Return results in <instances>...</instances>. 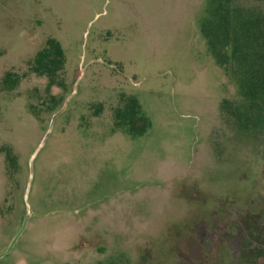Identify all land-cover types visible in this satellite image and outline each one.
I'll return each instance as SVG.
<instances>
[{
	"label": "rangeland",
	"instance_id": "1",
	"mask_svg": "<svg viewBox=\"0 0 264 264\" xmlns=\"http://www.w3.org/2000/svg\"><path fill=\"white\" fill-rule=\"evenodd\" d=\"M219 1L264 14L0 0V254L29 214L0 264H264V127L249 109L236 121L238 83L201 34ZM49 39L64 65L47 87L30 64ZM127 97L140 135L114 126Z\"/></svg>",
	"mask_w": 264,
	"mask_h": 264
},
{
	"label": "trees",
	"instance_id": "2",
	"mask_svg": "<svg viewBox=\"0 0 264 264\" xmlns=\"http://www.w3.org/2000/svg\"><path fill=\"white\" fill-rule=\"evenodd\" d=\"M201 34L217 64L238 83L241 101L237 105L238 112L233 114L236 121H244L245 114L241 110L249 109L253 122L264 127V14L219 1L202 23ZM63 65L60 45L49 39L36 53L30 70L37 76H45L50 87L55 84ZM10 81L9 74L4 75L3 82ZM120 104L113 111L114 126L131 135L145 132L150 121L141 113L136 99L121 98Z\"/></svg>",
	"mask_w": 264,
	"mask_h": 264
},
{
	"label": "water",
	"instance_id": "3",
	"mask_svg": "<svg viewBox=\"0 0 264 264\" xmlns=\"http://www.w3.org/2000/svg\"><path fill=\"white\" fill-rule=\"evenodd\" d=\"M32 158H33V155H32V157H31V159H32ZM28 185H29V181H28ZM27 190H28V187H27V189H26V192H27ZM28 216H29V214L26 215V217H25V219H24V221H23L21 227L19 228L18 232H17L16 235L13 237V239H12V241L10 242L8 248L0 254V257H1L2 255H4L5 253H7L8 251H10V249H11L12 245L14 244L15 240L17 239V237L19 236V234H20V233L22 232V230L24 229V227H25V222H26Z\"/></svg>",
	"mask_w": 264,
	"mask_h": 264
}]
</instances>
